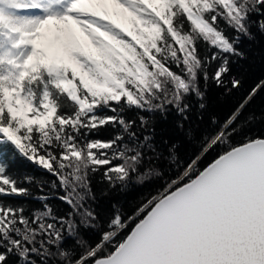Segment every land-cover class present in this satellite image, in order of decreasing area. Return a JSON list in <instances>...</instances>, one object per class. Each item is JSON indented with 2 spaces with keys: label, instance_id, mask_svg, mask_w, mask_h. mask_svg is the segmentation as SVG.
<instances>
[{
  "label": "snow or ice",
  "instance_id": "6c2138e0",
  "mask_svg": "<svg viewBox=\"0 0 264 264\" xmlns=\"http://www.w3.org/2000/svg\"><path fill=\"white\" fill-rule=\"evenodd\" d=\"M262 38L264 0H0V264H264V80L212 111Z\"/></svg>",
  "mask_w": 264,
  "mask_h": 264
},
{
  "label": "trees",
  "instance_id": "16d2710c",
  "mask_svg": "<svg viewBox=\"0 0 264 264\" xmlns=\"http://www.w3.org/2000/svg\"><path fill=\"white\" fill-rule=\"evenodd\" d=\"M242 49L246 54V59L242 61H238L233 65V71L241 76L243 80V86L239 92L234 93L232 97L226 98L222 103L218 102L214 104L212 111H214L217 116L221 119L227 115L228 111L233 107L236 101L242 97L252 86H254L260 80H264V38L260 39L258 42L249 43L247 41L241 45ZM217 93L215 90L213 91V95L215 96ZM264 111V90L260 91L259 94L254 98V100L249 104L248 108L245 110V115L249 112L252 113H261ZM171 117L168 122H161L159 127L165 129H171ZM205 120H207V114L205 116ZM245 134L252 136H261L264 135V119L257 118L253 120L250 124L245 127ZM109 132L102 131L99 134V138L106 139L108 138ZM171 138L175 139L176 135L171 134ZM244 138V134L237 136L234 138L233 143H238L240 140ZM192 147L190 145H181L180 152L185 158L192 151ZM222 149L217 148L213 152L209 153V155L205 158L203 165L206 166L207 163H210L212 159L220 152ZM7 155H11V151L7 153ZM10 172H14L17 175L23 174H32L36 176L42 175L37 169L33 167L26 160L20 159L17 157L14 161L11 162V167L9 169ZM159 184L153 183L144 186L143 188L133 187L132 190L127 192L125 195L121 196L119 199L124 203L125 207H129L132 204H138L141 200L148 196L150 193L155 194ZM93 189L97 191V195L99 196V189L95 182H93ZM14 203L17 201H13ZM30 205L38 207L34 201H28ZM53 204L59 205V201H52ZM110 203V198H102L99 200L98 208L106 210ZM61 207H66L62 205Z\"/></svg>",
  "mask_w": 264,
  "mask_h": 264
}]
</instances>
